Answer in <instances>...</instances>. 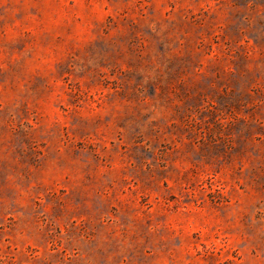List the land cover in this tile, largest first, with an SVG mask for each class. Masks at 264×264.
I'll return each mask as SVG.
<instances>
[{"label": "rangeland", "instance_id": "rangeland-1", "mask_svg": "<svg viewBox=\"0 0 264 264\" xmlns=\"http://www.w3.org/2000/svg\"><path fill=\"white\" fill-rule=\"evenodd\" d=\"M0 264H264V0H0Z\"/></svg>", "mask_w": 264, "mask_h": 264}]
</instances>
